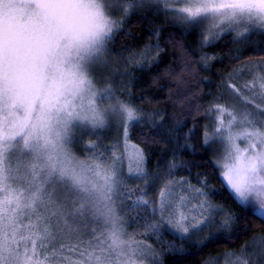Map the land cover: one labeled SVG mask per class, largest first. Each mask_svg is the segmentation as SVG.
<instances>
[{"label":"snow or ice","instance_id":"1","mask_svg":"<svg viewBox=\"0 0 264 264\" xmlns=\"http://www.w3.org/2000/svg\"><path fill=\"white\" fill-rule=\"evenodd\" d=\"M145 12L198 35L199 50L163 27L139 50H117L128 19ZM225 35L255 57L229 56L236 66L215 70L220 84L196 80V65L222 62L204 49ZM113 65L163 81L184 119L136 104ZM201 83L215 91L201 94ZM110 127L118 135L106 143ZM161 144L170 147L152 167ZM213 176L264 222V0H0V264H171L186 251L176 240L232 242L238 216L213 199L223 195ZM216 259L264 264V236Z\"/></svg>","mask_w":264,"mask_h":264},{"label":"trees","instance_id":"2","mask_svg":"<svg viewBox=\"0 0 264 264\" xmlns=\"http://www.w3.org/2000/svg\"><path fill=\"white\" fill-rule=\"evenodd\" d=\"M164 19L165 18L163 16L157 18L154 14L147 12L132 15L124 25L126 31L120 35L116 43L117 50L123 51L126 48L139 50L142 48L143 44L154 40V37H151L150 33L153 30L161 27L166 29L164 33L166 37L171 34L175 37L176 42H182L191 49L199 50L200 37L198 35H184L181 37L180 30L171 23H164ZM232 40L233 36L225 35L219 41H214L213 46L206 47L204 49V51L212 53L217 57H223V60L222 62H216L214 69L210 66L209 71H205L203 67L196 65L193 72L196 80L204 77L214 81L215 84H220V77L214 74L215 70L221 68L231 70L232 67L236 66L230 62L229 56H235L237 52H240L241 54L255 57V53L251 52V50L245 51L247 49V42L244 44H233L231 42ZM176 42H172L168 46V59L179 62L182 52L181 49L176 46ZM115 68L117 69L116 73L110 74L113 76L114 85L119 87L121 81L126 83L128 88H130L135 94L133 100L136 104L148 110L160 107L165 110V114L167 116H172L175 112L177 117L184 119V115L180 110V106L177 104L176 108L172 107V102L175 101L176 98L173 95L171 101L169 100L167 96L168 88H164L163 92L159 91L160 85L163 83V81H159L157 84L153 85L151 83V75L147 73L133 71L132 67L129 66L128 71L132 73V75L126 76L124 75L125 69L121 65H115ZM137 77L140 78L137 79ZM128 81H131V83H128ZM189 83L195 89L196 81L190 77ZM198 91H200L201 94H206L209 91H215V88L212 85L201 83L199 85ZM137 97H143V99H137ZM169 123L171 126H175V122L169 121ZM130 131L134 133L132 136V142L144 147V145L138 139L140 129L133 128L130 129ZM113 133L115 132H112L109 135L106 134V136H104L103 132H101V136L104 138L106 143H113L115 142L114 137H117V135L115 136ZM167 147L170 146L161 144L157 148H154V151H156L157 155L152 160V167L155 166L156 158L163 160L166 155L165 150ZM73 151L76 155H80L78 149L73 148ZM199 159L200 157H197V160ZM196 171H207L211 173L213 170L211 167L203 169L193 168V172ZM213 185L216 188L221 189V192H223V195H215L213 199L218 203L226 204V206L230 207L231 210L238 216V219L233 226L234 234L232 236V242H224L221 240L218 243L211 244L202 249H188L186 244H183L182 241L176 240L175 242L178 245L184 247L186 251L179 254H171V264H205L208 260L221 255L224 252L238 250L245 243L252 241L254 237L264 236V222L259 219L258 214L250 215L249 212L245 210L247 205L238 206L235 204L228 197L227 191L221 188V180L215 176H213ZM237 237H239L238 240ZM166 239L172 240L173 237L169 236L166 237ZM164 259L165 264H169V256H165Z\"/></svg>","mask_w":264,"mask_h":264},{"label":"rangeland","instance_id":"3","mask_svg":"<svg viewBox=\"0 0 264 264\" xmlns=\"http://www.w3.org/2000/svg\"><path fill=\"white\" fill-rule=\"evenodd\" d=\"M113 67L115 68V65H113ZM116 67H117V66H116ZM110 74H111V73H109V75H110ZM246 95H247V94H246ZM235 102H236L240 107H245V106H246V105L244 104L243 100H241V99H237ZM256 102H257V103H260L259 100H257ZM112 132H115V133H113L115 136L118 135L117 130H116L115 127H110V128H108V129H105V130L103 131V134H104V136H106V134L109 135V134H111ZM115 139H116V137H114V140H115ZM217 155H218V153H217ZM257 237H260V236H257ZM252 242H253V240L250 241L248 244L251 245ZM219 256H221V255H218V256H216V257H214V258L208 260L205 264H223V261H222V260H217V259H216V258L219 257Z\"/></svg>","mask_w":264,"mask_h":264}]
</instances>
